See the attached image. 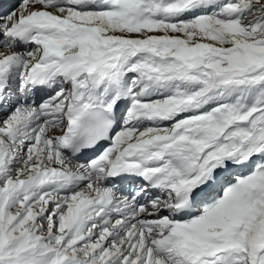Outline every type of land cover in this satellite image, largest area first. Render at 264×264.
<instances>
[{
    "label": "snow or ice",
    "instance_id": "obj_1",
    "mask_svg": "<svg viewBox=\"0 0 264 264\" xmlns=\"http://www.w3.org/2000/svg\"><path fill=\"white\" fill-rule=\"evenodd\" d=\"M0 264H264V0L0 3Z\"/></svg>",
    "mask_w": 264,
    "mask_h": 264
}]
</instances>
